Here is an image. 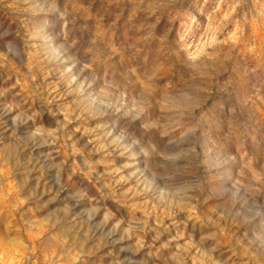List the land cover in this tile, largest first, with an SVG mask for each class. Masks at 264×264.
I'll use <instances>...</instances> for the list:
<instances>
[{
	"label": "clouds",
	"instance_id": "1",
	"mask_svg": "<svg viewBox=\"0 0 264 264\" xmlns=\"http://www.w3.org/2000/svg\"><path fill=\"white\" fill-rule=\"evenodd\" d=\"M24 3L0 23V264H264V0Z\"/></svg>",
	"mask_w": 264,
	"mask_h": 264
},
{
	"label": "rangeland",
	"instance_id": "2",
	"mask_svg": "<svg viewBox=\"0 0 264 264\" xmlns=\"http://www.w3.org/2000/svg\"><path fill=\"white\" fill-rule=\"evenodd\" d=\"M27 5L24 3V0H5V2L0 3V23H3L5 27L12 26H23V24L26 22L28 13L26 11ZM200 54V50L198 49L196 52L193 53V56H197ZM255 118L257 120V123H264V109H258L255 110ZM50 159V157H49ZM31 163V160L29 161ZM38 167H36L34 170L36 172L35 175V181H36V188L41 191L42 194H48L52 192V188L49 186L48 180H47V171H50L52 167L57 168L56 172V182L60 183V170L59 167L56 165L50 166L47 170L45 169V166L43 163H40L37 161ZM61 191H63V188H61ZM59 198V193L56 194L55 199ZM69 199H72V197H68ZM54 200H49V203H53ZM47 207V205H45ZM70 208L65 207L63 209H57L56 211L50 213V219L53 220L56 224H61V232H73L74 229L77 228V226L84 227L85 221L81 220L79 216H72L70 220H67L65 223L66 218L70 215ZM200 211L199 208H193L192 212L198 214ZM61 213L63 215H61ZM93 219V214H88V221L90 222ZM97 229L102 230L103 225H97ZM108 236H111V233L107 234ZM107 237H101V242H103L104 239ZM54 241H49V243H52ZM114 243H118V241H115ZM131 264V262H129Z\"/></svg>",
	"mask_w": 264,
	"mask_h": 264
}]
</instances>
